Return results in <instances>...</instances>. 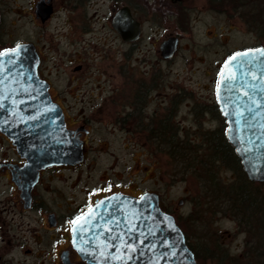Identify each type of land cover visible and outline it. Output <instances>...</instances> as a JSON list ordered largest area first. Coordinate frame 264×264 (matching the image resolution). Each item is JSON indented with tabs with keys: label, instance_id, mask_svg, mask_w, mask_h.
I'll list each match as a JSON object with an SVG mask.
<instances>
[{
	"label": "flooded vegetation",
	"instance_id": "flooded-vegetation-1",
	"mask_svg": "<svg viewBox=\"0 0 264 264\" xmlns=\"http://www.w3.org/2000/svg\"><path fill=\"white\" fill-rule=\"evenodd\" d=\"M224 3L204 0L200 11L224 14ZM121 9L138 22L133 40H123L114 27ZM195 10L186 0H0V54L31 46L37 75L81 154L74 162L28 158L0 129V264H90L73 247L71 233L99 200L153 192L176 219L160 193L165 163L189 169L198 143L200 154L218 153L221 164L229 143L216 98L218 76L230 54L262 44L230 49L219 26L205 30L207 41L198 46L204 57L186 56L181 40ZM147 16L166 28L150 49L136 51L144 23L151 22ZM116 34L126 45L118 59ZM170 37L176 50L165 57L161 43ZM196 60L204 81L194 84ZM10 87L0 84L1 103L11 102ZM261 216L262 226L253 219L251 227L214 229L196 246L185 236L196 263L264 264Z\"/></svg>",
	"mask_w": 264,
	"mask_h": 264
},
{
	"label": "water",
	"instance_id": "water-1",
	"mask_svg": "<svg viewBox=\"0 0 264 264\" xmlns=\"http://www.w3.org/2000/svg\"><path fill=\"white\" fill-rule=\"evenodd\" d=\"M114 27L123 40L139 34L128 10L117 12ZM18 46L0 54V84H11L13 95L10 103L0 102V129L28 158L47 163L80 160L75 151L79 145L65 129L60 108L51 102L48 84L37 75L31 46ZM161 50L165 57L171 55L176 38L164 40ZM216 98L226 120V139L245 176L264 182V46L227 57ZM71 243L90 264H197L174 216L161 209L153 192L102 198L74 221Z\"/></svg>",
	"mask_w": 264,
	"mask_h": 264
},
{
	"label": "rangeland",
	"instance_id": "rangeland-1",
	"mask_svg": "<svg viewBox=\"0 0 264 264\" xmlns=\"http://www.w3.org/2000/svg\"><path fill=\"white\" fill-rule=\"evenodd\" d=\"M193 8H195L194 19L191 23V28L187 34H183L182 43L188 47L187 50L180 49L188 56L191 52L204 57L203 50L198 46L205 45L206 32L205 30L219 31V26H222V37H227V47H241L262 44L264 45V0H225L224 14L210 12L209 10L200 11L203 9L204 0H186ZM242 1L241 3H239ZM179 6L180 4H176ZM144 23V31L142 38L136 51H143L145 48H151L153 37H158L166 28L155 27L157 24L154 18H150ZM171 24L170 22H168ZM56 25L51 24V31H55ZM172 27V26H171ZM155 30V31H154ZM115 59L120 56L118 52L126 50V45L121 38L116 34L113 42ZM179 57V55L177 56ZM205 57L207 55L205 54ZM205 59V58H204ZM178 61V60H177ZM203 63L194 61L195 73L193 75L194 84L204 81L200 74V69ZM104 78V77H103ZM117 79V78H116ZM62 81H60L61 83ZM199 141V140H198ZM203 141H199L200 145ZM195 148L192 157V166L184 167L177 164L176 167L170 169V163L166 164V170L163 173L162 185L160 188L163 205L170 208L177 223L182 228L189 244L196 246L198 244L207 243L208 234L214 229H234L239 228L237 221L227 207L224 200V191L236 183V175L227 167L218 164L220 162H207L205 173V153L200 154L198 143H194ZM202 155L203 160H200ZM191 160V157H189ZM175 162H178L174 158ZM218 162V163H217ZM191 165V162L190 164ZM219 176L221 181H224V187L206 188L201 185V179L204 174ZM253 191L258 195L257 201L261 202L260 208L264 212V183L251 182ZM182 199V203L178 200Z\"/></svg>",
	"mask_w": 264,
	"mask_h": 264
},
{
	"label": "trees",
	"instance_id": "trees-1",
	"mask_svg": "<svg viewBox=\"0 0 264 264\" xmlns=\"http://www.w3.org/2000/svg\"><path fill=\"white\" fill-rule=\"evenodd\" d=\"M241 2L242 1L239 3ZM225 147V149H222L223 156L221 157V164L231 170L234 176L236 175V183L231 185L228 191H224L225 193L223 195L225 203L229 210H231L234 219L237 221L239 226L251 227L253 226V219L259 220L257 226H262L261 214L263 210L259 206L262 205L263 202L262 200L261 202L256 200L258 195L255 191H253V188H251V181L246 178L241 169L239 160L232 151V148L229 144ZM219 158L220 156L215 152L205 154V173L208 171V169L206 170L207 162L212 163L214 160L219 161ZM200 160H203L202 155L200 156ZM224 184L223 179L221 181L220 177L216 176L214 173L209 176L204 174L201 179L202 186H206V188H214L215 190L218 189L217 187H224ZM258 213H260V215H258Z\"/></svg>",
	"mask_w": 264,
	"mask_h": 264
},
{
	"label": "snow or ice",
	"instance_id": "snow-or-ice-1",
	"mask_svg": "<svg viewBox=\"0 0 264 264\" xmlns=\"http://www.w3.org/2000/svg\"><path fill=\"white\" fill-rule=\"evenodd\" d=\"M19 47V46H18ZM233 59H235V57H233ZM0 107H2V105H0Z\"/></svg>",
	"mask_w": 264,
	"mask_h": 264
}]
</instances>
